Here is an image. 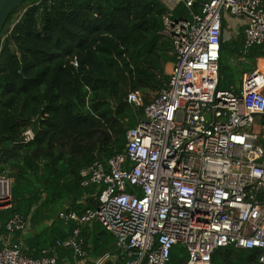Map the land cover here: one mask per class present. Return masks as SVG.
<instances>
[{"label":"built area","instance_id":"obj_1","mask_svg":"<svg viewBox=\"0 0 264 264\" xmlns=\"http://www.w3.org/2000/svg\"><path fill=\"white\" fill-rule=\"evenodd\" d=\"M172 2L191 10L196 0ZM175 9L163 15L175 55L167 84L149 103L131 91L126 101L144 117L126 132L124 152L81 170V185L97 188L98 207L62 211L76 227L39 258L13 243L31 230L15 214L5 225L10 240L0 245V264H58V248L71 249L75 264H105L110 256L92 260L85 248L82 231L94 223L115 236L122 264H168L177 245L187 264H211L230 247L258 249L264 264V0H208L189 18H175ZM229 15L245 18V50L260 47L261 55L241 84L221 90ZM12 189L0 171V212L12 208Z\"/></svg>","mask_w":264,"mask_h":264},{"label":"trees","instance_id":"obj_2","mask_svg":"<svg viewBox=\"0 0 264 264\" xmlns=\"http://www.w3.org/2000/svg\"><path fill=\"white\" fill-rule=\"evenodd\" d=\"M197 0L183 4L175 18L202 13ZM161 0H29L6 22L0 56V171L13 180V205L0 212V235L19 214L35 235L16 233L23 254L39 258L67 239L74 224L62 211L83 213L98 207L97 188L81 185V170L124 152L126 132L137 127L144 109L128 104L131 91L146 103L168 82L175 62L172 39L164 35ZM18 15L17 17H15ZM226 27V24H225ZM244 28L224 40L219 89L236 87L251 70L260 47L245 50ZM245 59L248 63L236 60ZM78 62V66L73 64ZM44 110L40 134L25 133ZM92 260L111 255L105 264H122L116 238L99 223L82 231ZM76 260L73 251L58 248ZM258 249L223 248L211 264H261ZM188 253L177 245L168 264H187Z\"/></svg>","mask_w":264,"mask_h":264},{"label":"water","instance_id":"obj_3","mask_svg":"<svg viewBox=\"0 0 264 264\" xmlns=\"http://www.w3.org/2000/svg\"><path fill=\"white\" fill-rule=\"evenodd\" d=\"M29 0H0V56L3 43V30L9 17L18 10L25 2ZM44 120V110L40 112L38 117L32 121L31 133L33 138L37 137L41 132V123Z\"/></svg>","mask_w":264,"mask_h":264},{"label":"crops","instance_id":"obj_4","mask_svg":"<svg viewBox=\"0 0 264 264\" xmlns=\"http://www.w3.org/2000/svg\"><path fill=\"white\" fill-rule=\"evenodd\" d=\"M173 1H175V0H173ZM197 1V0H196ZM161 2L167 7V8H176L177 7V5H175L173 2L172 3H169L170 2V0H161ZM202 6H203V4H202ZM244 20H245V18H243V17H239V18H235V17H232V16H228V21L225 23L226 24V27H225V24H224V28H225V32H226V29H230V28H238L239 29V32H240V30H241V28H244L243 26H242V23L244 22ZM245 29V28H244ZM239 32H238V34H237V36L235 37V38H237L238 37V35H239ZM224 40H225V38H224ZM171 66H168V68H170ZM170 70V69H169ZM168 70V71H169ZM35 234H37V231H35V230H33V228H31V230L28 232V233H26V234H24V235H35ZM15 237V236H14ZM8 240H10V238L8 237V235L7 236H1L0 235V245H3L4 243H7V241ZM14 240V239H13ZM18 242H20L21 244H23V241H18ZM67 249H69V248H67ZM69 250H71V249H69ZM72 251V250H71ZM108 256H110V257H112L111 255H107V256H105V257H108ZM61 259V263L60 264H71V259H70V257H68V256H66V255H63V256H61L60 257Z\"/></svg>","mask_w":264,"mask_h":264},{"label":"rangeland","instance_id":"obj_5","mask_svg":"<svg viewBox=\"0 0 264 264\" xmlns=\"http://www.w3.org/2000/svg\"><path fill=\"white\" fill-rule=\"evenodd\" d=\"M18 15H16L15 17H17ZM238 32H239V29L238 28H230V29H226V32H225V36H224V38H225V40L226 41H229V40H231L232 38H235L236 36H237V34H238ZM239 62H242V63H244V62H246V63H248L244 58L243 59H240V60H236V64L235 65H239ZM240 66V65H239ZM242 66V65H241ZM240 66V67H241ZM255 66V64H253V65H251V68L252 67H254ZM170 69V68H169ZM168 69V70H169ZM240 71H242L243 70V67H241L240 69H239ZM168 73V72H167ZM145 96V95H144ZM154 96V94H152V95H150V98H152ZM27 137L29 138V139H32L31 137H30V135H28L27 134Z\"/></svg>","mask_w":264,"mask_h":264},{"label":"bare ground","instance_id":"obj_6","mask_svg":"<svg viewBox=\"0 0 264 264\" xmlns=\"http://www.w3.org/2000/svg\"><path fill=\"white\" fill-rule=\"evenodd\" d=\"M263 68H264V65H263Z\"/></svg>","mask_w":264,"mask_h":264},{"label":"clouds","instance_id":"obj_7","mask_svg":"<svg viewBox=\"0 0 264 264\" xmlns=\"http://www.w3.org/2000/svg\"><path fill=\"white\" fill-rule=\"evenodd\" d=\"M31 130V129H30Z\"/></svg>","mask_w":264,"mask_h":264}]
</instances>
